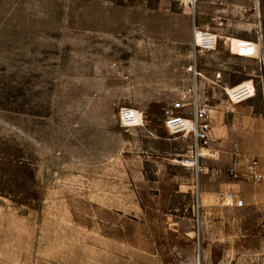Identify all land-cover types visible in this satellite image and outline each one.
<instances>
[{
    "label": "rangeland",
    "instance_id": "obj_1",
    "mask_svg": "<svg viewBox=\"0 0 264 264\" xmlns=\"http://www.w3.org/2000/svg\"><path fill=\"white\" fill-rule=\"evenodd\" d=\"M194 65L217 152L198 180L164 128ZM235 144L264 169V0H0V264H264V181L227 178Z\"/></svg>",
    "mask_w": 264,
    "mask_h": 264
},
{
    "label": "built area",
    "instance_id": "obj_2",
    "mask_svg": "<svg viewBox=\"0 0 264 264\" xmlns=\"http://www.w3.org/2000/svg\"><path fill=\"white\" fill-rule=\"evenodd\" d=\"M213 36V35H212ZM208 45L203 46L206 50H213L216 46V37L213 36L207 41ZM232 52L235 56L243 59H254L259 56L260 47L254 42H239L236 47L239 52L235 51L234 44H231ZM188 72L192 73L195 79V88L193 89V96L190 101L176 103L172 110L168 112L166 120L164 121V128L170 135H182L183 137H190L192 145L190 149V156L183 166L193 168L196 172V178L199 179L203 174L201 167V160L204 158H214L217 155L216 150L212 145V115L209 107L200 102L196 90V82L201 74L197 71L196 66H190ZM190 91V92H191ZM229 101L233 104H240L252 98L255 94L254 85L251 83H244L240 86L230 89H224ZM189 100V99H188ZM181 113L175 115V113ZM119 120L121 127L128 130L134 128H141L144 126L145 120L143 113L138 112L132 108H122L119 112ZM236 163L232 169L226 173L230 180L237 179L239 172L238 167H241V176L247 181L257 184L263 181L264 174L261 171V161L259 158H253L239 153L238 145L234 146ZM221 171H217L220 175ZM220 200L228 207L235 209H242L245 207L243 199L239 195L227 192L221 195ZM195 264H201L200 261Z\"/></svg>",
    "mask_w": 264,
    "mask_h": 264
},
{
    "label": "bare ground",
    "instance_id": "obj_3",
    "mask_svg": "<svg viewBox=\"0 0 264 264\" xmlns=\"http://www.w3.org/2000/svg\"><path fill=\"white\" fill-rule=\"evenodd\" d=\"M200 33L196 32V37L199 35ZM200 40L202 43L204 44H201L202 46H205V45H208L207 41L208 39H211L213 36L211 34H204V35H201L200 34ZM239 42H245V41H239V40H233V44H234V47H235V51L236 52H239V49L236 47V45L239 43ZM197 90V88H196Z\"/></svg>",
    "mask_w": 264,
    "mask_h": 264
},
{
    "label": "crops",
    "instance_id": "obj_4",
    "mask_svg": "<svg viewBox=\"0 0 264 264\" xmlns=\"http://www.w3.org/2000/svg\"><path fill=\"white\" fill-rule=\"evenodd\" d=\"M250 60V59H249ZM249 83H251L252 84V82L250 81ZM231 86H233V85H230V87L228 88V86H227V88H225V89H230V88H232ZM252 99V98H251ZM251 99H249V100H251ZM248 101V100H247ZM211 114H212V111H211ZM212 118H213V115H212ZM213 127V126H212ZM261 171L264 173V169H262L261 168ZM263 181H264V178H263ZM263 181H261V182H263ZM174 264H185V263H180V262H176V263H174ZM187 264H190V263H187Z\"/></svg>",
    "mask_w": 264,
    "mask_h": 264
}]
</instances>
